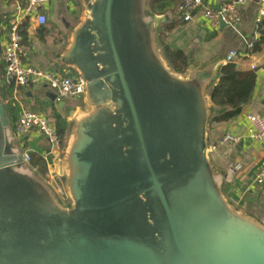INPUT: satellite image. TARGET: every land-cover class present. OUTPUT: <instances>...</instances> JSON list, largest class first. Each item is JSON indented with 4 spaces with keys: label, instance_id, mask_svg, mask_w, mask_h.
Here are the masks:
<instances>
[{
    "label": "water",
    "instance_id": "water-1",
    "mask_svg": "<svg viewBox=\"0 0 264 264\" xmlns=\"http://www.w3.org/2000/svg\"><path fill=\"white\" fill-rule=\"evenodd\" d=\"M78 1L63 48L45 53L83 82L66 109L65 199L24 160L0 88V264H264V222L227 198L210 153L229 56L178 74L153 0Z\"/></svg>",
    "mask_w": 264,
    "mask_h": 264
},
{
    "label": "crops",
    "instance_id": "crops-1",
    "mask_svg": "<svg viewBox=\"0 0 264 264\" xmlns=\"http://www.w3.org/2000/svg\"><path fill=\"white\" fill-rule=\"evenodd\" d=\"M231 1L202 0V7L193 13L192 20L172 31L167 43L173 50L183 52L194 64H220L226 57L235 53L236 56L230 58L229 63L235 64L237 70L243 74L255 75L254 90L236 117L228 121L217 120L228 109L224 107L225 111H223V108L215 106L218 114L223 113L211 122L209 139L210 153L215 166L226 172L228 176V183L224 188L227 198L239 209L253 214L264 222V183L255 182L257 171L264 161V149L260 142L249 141L245 137L249 115L264 119V72L262 71L264 68V17L257 22L258 0H251L237 8L240 22L235 29L226 25L223 27L219 25L217 29L212 28L203 18V11L207 8L216 10ZM26 3L27 0H0V68L2 72H5L2 52L8 40L10 24ZM43 13L47 20L44 26L37 27L33 21L26 23L27 34L22 35V43L29 51L26 63L53 73L67 74V71L52 65L45 53L58 52L63 48L68 35L64 24L74 26L78 22L82 16L81 6L78 0H51ZM30 29H32V35L29 34ZM250 42L253 43L251 49L248 48ZM0 88L5 102H12L13 86L2 81ZM6 92L7 100L4 97ZM15 96L25 109L48 115V119L56 114L64 118L66 122V109L75 108L78 104L75 99L63 100L66 108L58 109L50 98L55 96V93L45 84L20 90ZM16 116L17 109L15 118L13 120L11 118L14 132ZM227 135L238 138V141L225 142ZM19 141L23 152L38 153L43 157L47 153V143L37 131L29 132ZM45 162L47 173L51 171L54 164H57L58 169L59 161L49 158Z\"/></svg>",
    "mask_w": 264,
    "mask_h": 264
},
{
    "label": "built area",
    "instance_id": "built-area-1",
    "mask_svg": "<svg viewBox=\"0 0 264 264\" xmlns=\"http://www.w3.org/2000/svg\"><path fill=\"white\" fill-rule=\"evenodd\" d=\"M51 0H27L24 8L13 18L9 31L6 46L2 52V62L6 76V82L13 86L14 96L11 101L17 109L15 134L17 137L23 138L31 131H37L43 136L47 143V153L44 160L49 158L59 161L62 154L63 137L60 136L55 126L42 114L32 112L25 109L22 103L16 98V93L23 89H29L38 85L45 84L54 93L57 100H77L83 93L82 80L73 75L53 73L50 71L37 68L26 63L28 56V48L22 43V28L26 27L28 21H33L37 27L46 24V17L43 13ZM251 0H232L230 3L221 5L218 9H205L203 18L208 24L217 29L222 21L227 27L235 29L240 18L237 14V8L243 6ZM183 4L180 8L181 17L184 22H189L193 18V13L202 7V0H182ZM259 17L257 22L264 17V0H258ZM253 43L250 42L248 48L251 49ZM235 53L229 57L234 58ZM264 72V68L262 70ZM248 128L246 139L249 141L260 142L264 149V119L249 115L247 117ZM227 143H235L238 138L227 135L224 139ZM24 160L29 163V153L23 152ZM257 184L264 183V161L259 167L255 176Z\"/></svg>",
    "mask_w": 264,
    "mask_h": 264
},
{
    "label": "trees",
    "instance_id": "trees-1",
    "mask_svg": "<svg viewBox=\"0 0 264 264\" xmlns=\"http://www.w3.org/2000/svg\"><path fill=\"white\" fill-rule=\"evenodd\" d=\"M182 4V0H153L150 3V9L155 16L169 17L170 22L160 29L158 40L165 59L178 74H183L187 70L188 58L183 52L173 50L168 45L167 40L172 31L186 23L181 17L182 11L180 8ZM25 34H27L26 28H22L21 35L24 36ZM2 81H6V76L5 72H2L0 68V82ZM254 86L255 75L253 73L243 74L231 62L223 67L222 76L211 93V100L216 107H225L228 111L217 120L228 121L236 117L240 113L241 107L248 102ZM4 97L7 100L8 94ZM7 103L13 120L15 118L16 107L13 105V102L8 101ZM48 120L55 126L60 136L63 137L66 129L65 119L54 114ZM29 157L31 167L45 176L47 174V164L44 157L33 152L29 153Z\"/></svg>",
    "mask_w": 264,
    "mask_h": 264
},
{
    "label": "rangeland",
    "instance_id": "rangeland-1",
    "mask_svg": "<svg viewBox=\"0 0 264 264\" xmlns=\"http://www.w3.org/2000/svg\"><path fill=\"white\" fill-rule=\"evenodd\" d=\"M68 76L73 77V75H71V73H68ZM7 94V92H6ZM45 115V114H44ZM48 116V115H47ZM45 115V117L48 119ZM39 134V133H38ZM40 137H42L41 134H39ZM46 178V180H48V182L60 193V195H62V197L64 198V193H63V188L61 185V181L60 178L58 176V169H57V164H54V166L51 168V171L49 173L46 174V176H44ZM65 199V198H64Z\"/></svg>",
    "mask_w": 264,
    "mask_h": 264
}]
</instances>
